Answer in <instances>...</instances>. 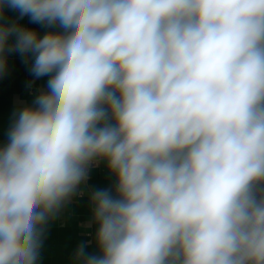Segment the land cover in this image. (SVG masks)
Returning <instances> with one entry per match:
<instances>
[{"label": "clouds", "instance_id": "1", "mask_svg": "<svg viewBox=\"0 0 264 264\" xmlns=\"http://www.w3.org/2000/svg\"><path fill=\"white\" fill-rule=\"evenodd\" d=\"M50 75L0 147V264H37L43 226L94 159L98 254L80 264H264V0H0Z\"/></svg>", "mask_w": 264, "mask_h": 264}, {"label": "crops", "instance_id": "2", "mask_svg": "<svg viewBox=\"0 0 264 264\" xmlns=\"http://www.w3.org/2000/svg\"><path fill=\"white\" fill-rule=\"evenodd\" d=\"M3 23H17L23 28L34 30L42 38L49 32H63L58 25L33 22L30 16L20 17L19 11L4 8ZM33 60L19 52L7 54V67L0 74V147L8 142V132L19 110L34 106L33 102L41 92L47 91L50 75L36 78L30 71ZM96 165L90 176L82 180L76 191L59 210L51 215L43 226L41 246L37 264H80L75 253L81 244L87 254H98L95 234L98 225L93 221L92 194L109 189L115 195L116 176L104 159H95ZM259 187H264L261 184Z\"/></svg>", "mask_w": 264, "mask_h": 264}, {"label": "built area", "instance_id": "3", "mask_svg": "<svg viewBox=\"0 0 264 264\" xmlns=\"http://www.w3.org/2000/svg\"><path fill=\"white\" fill-rule=\"evenodd\" d=\"M96 160L94 159L93 161H91L89 163V165L87 166V175H86V178H88L90 176V171L91 169L96 165Z\"/></svg>", "mask_w": 264, "mask_h": 264}]
</instances>
